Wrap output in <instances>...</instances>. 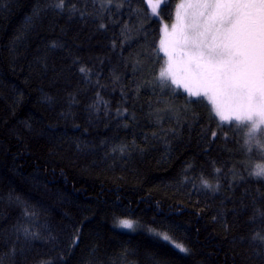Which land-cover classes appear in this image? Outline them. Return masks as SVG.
Wrapping results in <instances>:
<instances>
[{
  "label": "trees",
  "instance_id": "trees-1",
  "mask_svg": "<svg viewBox=\"0 0 264 264\" xmlns=\"http://www.w3.org/2000/svg\"><path fill=\"white\" fill-rule=\"evenodd\" d=\"M180 1L0 0L2 264H264L257 151L156 80Z\"/></svg>",
  "mask_w": 264,
  "mask_h": 264
},
{
  "label": "snow or ice",
  "instance_id": "snow-or-ice-1",
  "mask_svg": "<svg viewBox=\"0 0 264 264\" xmlns=\"http://www.w3.org/2000/svg\"><path fill=\"white\" fill-rule=\"evenodd\" d=\"M114 2L101 0L102 6ZM150 2L151 15L159 18L161 7L171 0ZM55 7L63 10L65 0H57ZM164 35L167 67H161L156 76L161 89L175 92L182 87L189 97L207 98L221 122L246 129L244 144L249 152L258 149L264 153V0H183L171 32L165 25ZM155 51L161 59V48ZM249 174L264 180V166L257 165ZM203 183L211 187L207 181ZM257 217L264 221V210L254 209L252 219ZM120 225L133 227L127 220H121ZM22 230L26 237L36 235ZM155 234L170 240L166 233ZM253 240L260 242L264 256V232L255 233ZM176 247L188 251L182 245Z\"/></svg>",
  "mask_w": 264,
  "mask_h": 264
},
{
  "label": "rangeland",
  "instance_id": "rangeland-1",
  "mask_svg": "<svg viewBox=\"0 0 264 264\" xmlns=\"http://www.w3.org/2000/svg\"><path fill=\"white\" fill-rule=\"evenodd\" d=\"M118 1H119V0H116V2H118ZM116 2H114V3H116ZM146 2H147L148 6H149V8H150V10H151L152 3L150 2V0H146ZM153 2H154V0H153ZM182 2H183V0L179 2L178 6H177V9H176V13H177V11L179 10V5H180ZM175 17H176V15H175ZM174 23H175V19H174V21H173L172 23H170V24H164V25L162 26V38H161V42H160V47H161V50H162V52H163L164 54H165V52L163 51L164 44L162 43V41L165 39V35H164V26L166 25L168 31L171 32V26H172V24H174ZM165 58H166V65H165L164 68L167 67V60H168V57H167L166 55H165ZM174 86L177 88L176 85H174ZM179 89H181L182 91H184L182 87L179 88ZM203 99H205V100L208 102L207 98H203ZM208 103L210 104V102H208ZM210 105H211V104H210ZM211 107H212V106H211ZM220 122H221V121H220ZM221 123L226 124V125H229L228 122H221ZM240 130H241V132L244 131V132L246 133V129L241 128ZM242 130H243V131H242ZM246 138H247V137H246V135H245V139H246ZM254 150H256L257 153H258V157L254 156V157H256V159H258V163H257V165H262V166H264V153H262V152L259 151L258 149H253L252 153H254ZM254 159H255V158H254ZM130 222H131V221H130ZM136 226H137L136 224H133V228H134V229L136 228Z\"/></svg>",
  "mask_w": 264,
  "mask_h": 264
},
{
  "label": "bare ground",
  "instance_id": "bare-ground-1",
  "mask_svg": "<svg viewBox=\"0 0 264 264\" xmlns=\"http://www.w3.org/2000/svg\"><path fill=\"white\" fill-rule=\"evenodd\" d=\"M96 2H97V0H96ZM98 3L102 6L101 0H98ZM163 25H164V24H163ZM163 25H162V26H163ZM161 36H162V33H161ZM161 38H162V37H161ZM254 161H255V163L253 164L252 170H254V167L257 165V163H258V159L255 158ZM204 181H207V182H208V180L203 179V180H202V183H203ZM197 182H198V181H197ZM198 183H199V182H198ZM208 183H209V182H208ZM200 185H201V184H200ZM201 186H202V185H201ZM131 223H132V224H136L135 221H132ZM114 224H115V227H117V228H119V229L126 230V231H130V232L135 231L133 227H132L131 229L126 228V227H121V225H120V220H117Z\"/></svg>",
  "mask_w": 264,
  "mask_h": 264
}]
</instances>
